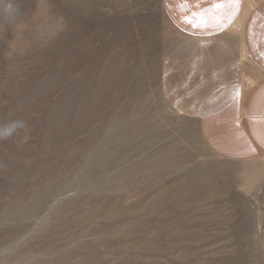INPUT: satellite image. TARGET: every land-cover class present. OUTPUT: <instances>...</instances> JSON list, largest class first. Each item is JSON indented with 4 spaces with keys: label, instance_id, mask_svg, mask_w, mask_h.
I'll list each match as a JSON object with an SVG mask.
<instances>
[{
    "label": "rangeland",
    "instance_id": "1",
    "mask_svg": "<svg viewBox=\"0 0 264 264\" xmlns=\"http://www.w3.org/2000/svg\"><path fill=\"white\" fill-rule=\"evenodd\" d=\"M185 41L163 0H0V264H264V156L206 147Z\"/></svg>",
    "mask_w": 264,
    "mask_h": 264
},
{
    "label": "crops",
    "instance_id": "2",
    "mask_svg": "<svg viewBox=\"0 0 264 264\" xmlns=\"http://www.w3.org/2000/svg\"><path fill=\"white\" fill-rule=\"evenodd\" d=\"M215 2L163 0L170 23L186 40L169 54L165 84L179 94L185 114L197 119L212 154L244 161L264 156V0H242L223 27L184 22Z\"/></svg>",
    "mask_w": 264,
    "mask_h": 264
},
{
    "label": "snow or ice",
    "instance_id": "3",
    "mask_svg": "<svg viewBox=\"0 0 264 264\" xmlns=\"http://www.w3.org/2000/svg\"><path fill=\"white\" fill-rule=\"evenodd\" d=\"M185 2L187 0H180V3ZM241 2L242 0H219V2L213 3L211 8L194 13L193 19L186 16L183 19L185 23H190L193 27L207 28L210 25L223 27L225 22L231 23L234 16L239 12Z\"/></svg>",
    "mask_w": 264,
    "mask_h": 264
}]
</instances>
